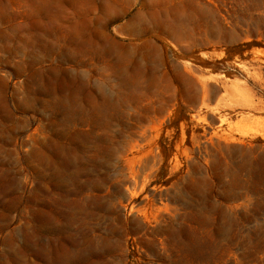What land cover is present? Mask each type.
I'll use <instances>...</instances> for the list:
<instances>
[{"label": "rangeland", "instance_id": "rangeland-1", "mask_svg": "<svg viewBox=\"0 0 264 264\" xmlns=\"http://www.w3.org/2000/svg\"><path fill=\"white\" fill-rule=\"evenodd\" d=\"M0 264H264V0H0Z\"/></svg>", "mask_w": 264, "mask_h": 264}]
</instances>
